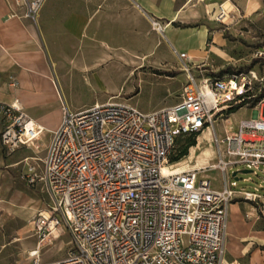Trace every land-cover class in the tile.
I'll return each mask as SVG.
<instances>
[{
	"label": "built area",
	"instance_id": "2783aa9c",
	"mask_svg": "<svg viewBox=\"0 0 264 264\" xmlns=\"http://www.w3.org/2000/svg\"><path fill=\"white\" fill-rule=\"evenodd\" d=\"M12 1L23 9L24 19L33 21L42 0ZM199 1L206 5L212 0ZM216 7L214 20L223 24L229 10L223 3ZM148 21L162 34L163 26ZM257 55L264 60L263 52ZM180 62L186 81L179 100L169 107L150 113L108 101L76 112L61 107L45 156L26 163L21 173L51 203L30 222L36 241L27 253L30 264L222 263L228 208L235 198L226 167L239 164L254 172L264 165V104H258L255 118L239 121L220 141L214 123L250 90L251 77L216 78L198 71L194 78L189 64ZM203 130L211 132L216 148L212 168L221 174L219 190L206 179L197 181L196 172L207 168L177 171V162H169L178 138ZM42 131L15 103L0 105L4 152L32 146ZM63 233L70 240L65 258L41 262L39 249Z\"/></svg>",
	"mask_w": 264,
	"mask_h": 264
},
{
	"label": "crops",
	"instance_id": "0c3cea01",
	"mask_svg": "<svg viewBox=\"0 0 264 264\" xmlns=\"http://www.w3.org/2000/svg\"><path fill=\"white\" fill-rule=\"evenodd\" d=\"M221 3L229 10L228 14L233 10L231 14H238L244 22H258L264 17L262 0H212L206 5L199 0H42L34 20L30 21L22 17L23 9L17 8L12 0H0V105L15 103L26 119L43 130L32 146L18 148L13 159L2 160L0 148V168L5 161L0 181L7 180L17 163L23 162V170L26 163H35L45 156L50 133L60 120V109L66 108L55 80L64 60L78 59L79 74L96 71L108 60H116L127 73L147 68L151 63L141 61L143 58L157 63L151 58L149 47L146 53L138 55L126 45L129 40L143 43L155 37L146 29L152 19L163 26L161 37L180 51L185 49L180 54L185 53L188 64L203 61L206 55V62L212 56L223 61L222 58L230 57L229 42L225 33L213 30L209 21V14ZM206 39L210 42L204 50ZM108 100L94 101L88 107L69 112ZM242 107L251 109L250 119L255 118L258 104ZM50 117L55 119L50 121ZM28 150L31 154H26ZM234 190V199L240 192L248 191ZM257 190L259 187H252L253 192L249 193L264 198ZM234 199L229 205L221 264H264L261 248L264 228H259L248 209Z\"/></svg>",
	"mask_w": 264,
	"mask_h": 264
},
{
	"label": "rangeland",
	"instance_id": "374dc122",
	"mask_svg": "<svg viewBox=\"0 0 264 264\" xmlns=\"http://www.w3.org/2000/svg\"><path fill=\"white\" fill-rule=\"evenodd\" d=\"M232 12L233 10L230 14ZM230 14L224 18L226 26L214 20L217 16V7L209 14L213 30L225 33L229 42L227 52L230 57L222 58L225 59L222 61L221 58L212 56L206 62V55L205 60H195L189 64V73L194 78H198V71H201L203 75L216 78L237 73L248 74L251 77V88L243 92V99L240 98L239 102L246 103V106L261 102V106L264 104L262 102L264 97H259L264 87V60L258 57L257 53H264V17L258 22H252V20L244 22L238 14ZM185 27L187 25H180V28ZM227 27H229L228 32ZM146 29L155 37H150L143 43L129 40L126 46L130 50H136L135 54L138 55L146 53L149 47L153 56L151 58H154L157 63L143 60V58L141 61L151 63V66L147 68L127 73L125 68L115 62L116 60H108L106 62L109 63L101 65L102 67L96 71L79 74L77 73L78 59L64 60L61 63L55 80L68 111L88 107L94 101L105 102L109 98L108 102L126 104L142 113H147L168 107L179 100L181 87L186 81V73L181 70L180 61L186 62V59L179 60L178 55L185 52V49L180 51L178 47L172 46L161 37L160 33L152 30L150 24H147ZM209 42V39L205 40L204 50L208 49ZM234 113V115H228L226 119V114L222 113L214 123L218 140H223L225 132L233 133L239 121L250 119L251 109L242 107ZM54 119L55 117H50V121ZM36 144L39 146L40 142ZM219 150L223 160L227 161L229 158L224 154V143L219 144ZM14 152L7 153L1 149L2 160L13 159ZM26 154L31 152L28 150ZM216 159L217 152L212 142L211 132L204 130L198 135L197 144L186 149V155L173 167L180 168L177 170L191 168L197 170L198 167L203 166L207 169L196 172L197 181L206 179L210 182L211 189L219 190L221 174L217 169L212 168ZM4 166L5 161L0 168L2 174L5 171ZM22 166L23 162L17 163L16 167L9 172L7 180L0 181V264H30L27 253L33 249L36 242L30 222L38 211L45 210L51 205L38 187H29L22 179ZM243 170L249 169L239 164L228 165L226 181L233 183L236 191L246 189L248 190L246 192H251L252 187H259L256 193L264 196V165L259 166L257 171L249 170L250 172L246 174L240 173ZM232 173H235L236 180L231 177ZM240 193L234 200L248 209L250 215L256 219L259 228H264V198L256 196L246 198L243 195L245 192ZM69 247V237L63 233L59 239L39 249V260L41 262L61 260L65 258ZM261 248L264 250V246Z\"/></svg>",
	"mask_w": 264,
	"mask_h": 264
},
{
	"label": "trees",
	"instance_id": "16d2710c",
	"mask_svg": "<svg viewBox=\"0 0 264 264\" xmlns=\"http://www.w3.org/2000/svg\"><path fill=\"white\" fill-rule=\"evenodd\" d=\"M263 6H264V0H262ZM243 95L239 96L238 99H243ZM259 97H264V87L261 89L259 93ZM246 103H238L234 106H231L228 108L224 113L226 115L234 113L238 108L244 106ZM252 106V105H251ZM196 134H192L185 137H180L175 141V147H174V155L169 159L170 163L178 162L181 158H183L186 155V149L193 147L195 145V137Z\"/></svg>",
	"mask_w": 264,
	"mask_h": 264
},
{
	"label": "water",
	"instance_id": "95a60500",
	"mask_svg": "<svg viewBox=\"0 0 264 264\" xmlns=\"http://www.w3.org/2000/svg\"><path fill=\"white\" fill-rule=\"evenodd\" d=\"M249 172H250L249 170H243V171H240L241 174H246V173H249ZM231 177L234 178V179L236 180V178H235V173H232V174H231Z\"/></svg>",
	"mask_w": 264,
	"mask_h": 264
},
{
	"label": "bare ground",
	"instance_id": "6f19581e",
	"mask_svg": "<svg viewBox=\"0 0 264 264\" xmlns=\"http://www.w3.org/2000/svg\"><path fill=\"white\" fill-rule=\"evenodd\" d=\"M204 131V130H203ZM198 137V136H197ZM196 144H197V139H196ZM200 168H203V166H200ZM199 167H198V169H200ZM177 169H180V168H177ZM177 169H175V170H177ZM191 169H193V168H191ZM177 171H181V170H177Z\"/></svg>",
	"mask_w": 264,
	"mask_h": 264
}]
</instances>
